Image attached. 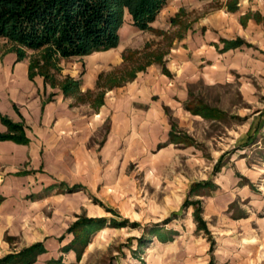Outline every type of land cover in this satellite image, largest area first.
Instances as JSON below:
<instances>
[{"label":"crops","instance_id":"0c3cea01","mask_svg":"<svg viewBox=\"0 0 264 264\" xmlns=\"http://www.w3.org/2000/svg\"><path fill=\"white\" fill-rule=\"evenodd\" d=\"M150 27H135L125 9L115 47L61 62L62 76L79 80L80 97L86 100L88 90L94 92L92 97L105 91L97 108L90 99L77 101L76 95L64 96L39 74L30 77L29 57L18 59L11 51L0 56V115L23 124L28 138L27 143L0 140V257L12 249L17 251L43 241L46 252L32 264H45L51 246L60 248L71 241H49L46 233L38 236L36 230H31L33 239L25 235L9 249L3 236L8 225L11 223L13 228L10 234L16 226H24L17 217L26 207L20 196L38 194L43 187L68 182L71 174L77 183H82L87 170L93 173L91 178L101 183V163L107 164L104 172H111L120 156L125 162L133 148L145 151L161 141L174 143L168 135V112L182 117L190 84L199 80L208 85L227 83L231 72L262 69L264 0H166ZM156 30L173 35L163 64L152 63L119 86L96 88L101 73L122 66L124 51L141 50L147 42L159 41L163 34ZM236 40L241 42L226 46V42ZM86 109L92 111L90 117ZM260 112L257 110L254 115ZM104 122L108 123L105 138L90 139L88 136ZM7 130L0 121V133ZM162 132L165 134L161 136ZM232 161L220 174L222 184L216 182L222 189L223 202L228 204L238 195L241 199L256 197L246 182H240L244 176L255 181L261 198L259 207L264 209V159L259 158L256 167H248L245 156ZM28 231L23 232L29 234Z\"/></svg>","mask_w":264,"mask_h":264},{"label":"rangeland","instance_id":"374dc122","mask_svg":"<svg viewBox=\"0 0 264 264\" xmlns=\"http://www.w3.org/2000/svg\"><path fill=\"white\" fill-rule=\"evenodd\" d=\"M158 39L148 50L166 51L168 39ZM13 48L12 42L0 37V56ZM24 50L29 61L40 54ZM262 54L263 66L257 72L250 68L246 73L231 72L227 83L208 85L199 80L189 85L182 117L168 112V135L173 133L178 142L161 141L145 151L133 148L125 162L120 156L111 172H104L107 164L101 163V183L87 170L82 183L71 174L68 182L20 196L26 207L17 217L24 226H16L10 234L13 228L8 225L3 236L9 249L25 235L33 239L30 231L36 230L38 236L46 233L49 241L71 239L60 248L51 246L45 264L51 260L62 264H264V209L259 207L255 181L241 176L240 182H246L256 197L241 199L238 195L228 204L216 184H222L220 174L232 159L245 156L248 167H256L259 158L264 159ZM69 58L58 62L55 77L59 81L65 77L60 64ZM78 96L77 101L85 100ZM198 101L218 109L221 116L210 119L186 110V105L194 106ZM257 110L261 112L254 115ZM84 111L90 117L92 111ZM107 132L108 123L104 122L88 137L101 140ZM80 217L105 220L101 228L82 238L85 244L67 231ZM26 230L29 234L23 232ZM38 242L46 252L44 242ZM69 250L73 252L67 254Z\"/></svg>","mask_w":264,"mask_h":264},{"label":"trees","instance_id":"16d2710c","mask_svg":"<svg viewBox=\"0 0 264 264\" xmlns=\"http://www.w3.org/2000/svg\"><path fill=\"white\" fill-rule=\"evenodd\" d=\"M165 1L0 0V37L12 42L14 47L12 50L17 54L18 59L26 56L24 49L40 52L38 56L31 57L28 68L30 77L35 74L43 76L44 81L52 88L58 86L64 96L79 95L78 79L65 76L59 81L55 77V73L59 72V60L115 47L118 43V28L122 23L125 9L130 14L135 27L141 30L151 29L150 23ZM155 32L163 34L162 39H168L167 44H171L172 37L169 38L164 32L157 30ZM240 42L241 40L226 42V46H234ZM153 43V41L147 42L141 50L124 51L122 66L111 72L101 73L96 88L110 89L119 86L132 80L137 72L145 70L150 64H163L166 51L148 50ZM163 70L166 71L165 68ZM104 92V90L99 91L92 97L94 92L88 90L85 95L97 108L103 102ZM78 98L82 99L80 96ZM185 108L192 114L205 118L217 119L221 116L218 109L202 101H198L194 106L186 105ZM0 121L8 128L7 132L0 133V140L28 142L23 124L12 122L1 115ZM176 138L173 133H169L170 142H178ZM195 216L198 217L199 223H202L197 212ZM104 221L101 217H80L67 231L75 234L76 241L80 240L85 244L86 240L82 238L90 231L101 228ZM44 250L43 243L36 242L17 253H10L0 258V264H31ZM47 264L62 263L60 260H51Z\"/></svg>","mask_w":264,"mask_h":264}]
</instances>
